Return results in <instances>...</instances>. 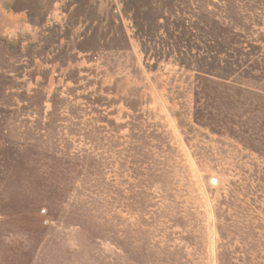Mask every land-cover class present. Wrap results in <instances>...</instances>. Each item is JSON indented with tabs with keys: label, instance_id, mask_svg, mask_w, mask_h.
<instances>
[{
	"label": "rangeland",
	"instance_id": "374dc122",
	"mask_svg": "<svg viewBox=\"0 0 264 264\" xmlns=\"http://www.w3.org/2000/svg\"><path fill=\"white\" fill-rule=\"evenodd\" d=\"M30 1L0 24V264H264L259 126L194 116L226 62L264 91V0H150L147 33L124 0Z\"/></svg>",
	"mask_w": 264,
	"mask_h": 264
},
{
	"label": "trees",
	"instance_id": "16d2710c",
	"mask_svg": "<svg viewBox=\"0 0 264 264\" xmlns=\"http://www.w3.org/2000/svg\"><path fill=\"white\" fill-rule=\"evenodd\" d=\"M149 2L150 0H124L126 10H135L136 23L141 33L146 32V30L152 31L158 22L157 17L153 18L152 5ZM16 3L15 9L28 10L29 16L32 18L31 9L37 5L35 2L18 0ZM121 35L128 42L124 32ZM244 43L246 46L251 47L248 56L257 58L256 63L261 64L264 60V48L254 46L248 42ZM222 68L225 73L219 75L216 79L212 77L214 75L210 70L200 72L201 76L195 92V120L202 125L211 126L214 130H216L214 127L219 126L227 128V131H234L235 122L242 123L243 112H246L245 114L249 116L244 119L248 123L245 128H250V123H253V126H259L257 137L262 138L260 147L264 150V91L251 90L239 81V83L230 81L231 74L237 72L235 68L233 69L232 63L226 62ZM255 69L264 73V65L256 64ZM247 71H251V69L248 68ZM246 132H249V130L244 131V133ZM245 136L241 132V137Z\"/></svg>",
	"mask_w": 264,
	"mask_h": 264
},
{
	"label": "crops",
	"instance_id": "0c3cea01",
	"mask_svg": "<svg viewBox=\"0 0 264 264\" xmlns=\"http://www.w3.org/2000/svg\"><path fill=\"white\" fill-rule=\"evenodd\" d=\"M18 0H0V24L5 30L18 31L29 25L28 10L15 9L14 5Z\"/></svg>",
	"mask_w": 264,
	"mask_h": 264
}]
</instances>
